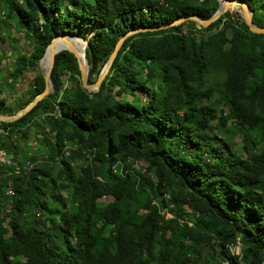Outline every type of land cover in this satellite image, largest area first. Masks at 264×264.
Instances as JSON below:
<instances>
[{
	"label": "trees",
	"instance_id": "16d2710c",
	"mask_svg": "<svg viewBox=\"0 0 264 264\" xmlns=\"http://www.w3.org/2000/svg\"><path fill=\"white\" fill-rule=\"evenodd\" d=\"M238 1L264 27V0ZM0 6L31 42L12 79L69 35L86 43L93 84L116 42L146 29L123 40L96 92L82 88L72 54L58 52L52 92L0 122V149L21 167L0 165V264H264V34L229 12L205 28L169 26L209 19L216 0ZM43 89L37 69L19 108ZM0 114H13L2 98ZM33 127L44 150L18 159L15 133L26 139ZM233 129L236 151L217 135Z\"/></svg>",
	"mask_w": 264,
	"mask_h": 264
},
{
	"label": "rangeland",
	"instance_id": "374dc122",
	"mask_svg": "<svg viewBox=\"0 0 264 264\" xmlns=\"http://www.w3.org/2000/svg\"><path fill=\"white\" fill-rule=\"evenodd\" d=\"M233 14L236 13L241 19L239 12H230ZM2 9L0 6V52H5V59L1 62L0 69V98L5 102V111L15 113L17 112L23 103V101L28 97L33 83V77L36 74L37 69L39 70V63H37L36 68H27L24 72L18 76L17 79H12L9 76V72L14 68V59L18 55H29L31 52V42L29 38L24 34L23 30H18L13 27L11 21H6L3 19ZM78 41V40H77ZM78 43H81L78 41ZM82 46V44H81ZM64 84L66 85V77L62 76ZM220 98L218 94H214L212 99ZM10 115V114H9ZM33 132L28 134L26 139H20L19 133H15L17 145L20 151L18 159L23 157L28 158L32 155L38 156L44 150V147L40 145L39 139L40 136L36 127L31 129ZM220 138L224 139L229 146H233V150H237L240 142V135L236 132V129H233L231 134H217ZM62 197H65V193H59ZM106 200L98 201V204L104 203ZM235 253H238L239 249L235 247L233 249ZM223 264H227L224 262Z\"/></svg>",
	"mask_w": 264,
	"mask_h": 264
},
{
	"label": "water",
	"instance_id": "95a60500",
	"mask_svg": "<svg viewBox=\"0 0 264 264\" xmlns=\"http://www.w3.org/2000/svg\"><path fill=\"white\" fill-rule=\"evenodd\" d=\"M216 1L218 3V7L209 19L201 20L197 16H190L188 18L178 19V20L174 21L172 24H170L169 26L177 25V24H179L185 20H191V21L195 22L196 25L205 28L210 23L217 20L219 18V16H221L222 14H224L226 12H229L228 9L225 7L226 4L236 3L240 7V11H236V12L240 13L241 20L243 21V23L247 27L248 31L253 33V34H264V27H258L251 22V11L248 9V7L245 3L240 2L238 0H216ZM144 30H146V29L130 31V32L126 33L123 37H121L116 42L114 49L110 53L107 61L105 62L104 66L102 67L101 71L99 72L95 82L93 84H90V85L86 83L87 73H88V65H87V61H86L85 53H84V49H85V45H86L85 41L79 37L69 36V35H58V36L53 37L50 40V42L48 43V45L45 47L43 54L38 61L39 71H40L41 77H42L43 82H44V89L42 90V92H40L39 94L34 96V98L31 101H29L26 105H24L22 108H20L14 114H12V115H1L0 114V122L10 123V122L18 120L19 118L24 116L26 113H28L37 104V102L46 98L52 92L53 89H52V84L50 82L49 75H50V70H51V67L53 64L54 55L57 54L58 52L66 50L70 54H72V56L74 57V59L76 60V63H77V67H78V71H79V80H80L82 88L85 89L87 92H96L98 90L100 83L102 82L104 76L107 74L108 69H109V67H110V65H111V63H112V61H113V59L117 53V50L119 49L121 43L123 42V40L127 36H129L135 32L144 31ZM65 37H72V38H76V39L80 40V42L82 43L81 57L74 51V49L70 45L61 49V50H58V51L50 50V48L53 45V42L56 39H63ZM47 51L49 53L48 58H47V66L45 69H43L41 67V60L43 59V57L47 53Z\"/></svg>",
	"mask_w": 264,
	"mask_h": 264
},
{
	"label": "bare ground",
	"instance_id": "6f19581e",
	"mask_svg": "<svg viewBox=\"0 0 264 264\" xmlns=\"http://www.w3.org/2000/svg\"><path fill=\"white\" fill-rule=\"evenodd\" d=\"M237 4L236 3H229V4H226L225 7L227 9H230L231 7L233 6H236ZM74 40H78L76 38H72V37H65L63 39H56L54 42H53V45L52 47L50 48V50H53V51H58V50H61L67 46H71L74 51L81 57V49L75 44ZM80 41V40H78ZM77 41V42H78ZM82 44V43H81ZM49 51V50H48ZM48 51L47 53L44 55L43 59L41 60V67L43 69L46 68L47 66V58H48Z\"/></svg>",
	"mask_w": 264,
	"mask_h": 264
},
{
	"label": "built area",
	"instance_id": "2783aa9c",
	"mask_svg": "<svg viewBox=\"0 0 264 264\" xmlns=\"http://www.w3.org/2000/svg\"><path fill=\"white\" fill-rule=\"evenodd\" d=\"M11 156L6 155L2 149H0V165H7V166H14V171L16 173L20 172L21 167L15 165L12 161H11ZM28 169L30 168V164L26 163L24 167H22V169Z\"/></svg>",
	"mask_w": 264,
	"mask_h": 264
}]
</instances>
